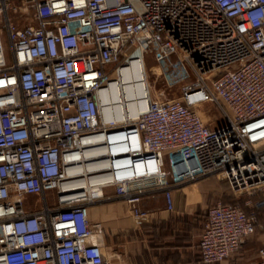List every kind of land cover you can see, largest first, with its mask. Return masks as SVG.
Wrapping results in <instances>:
<instances>
[{"label": "built area", "instance_id": "2783aa9c", "mask_svg": "<svg viewBox=\"0 0 264 264\" xmlns=\"http://www.w3.org/2000/svg\"><path fill=\"white\" fill-rule=\"evenodd\" d=\"M148 57L195 80L157 96ZM216 175L258 197L208 208L204 264L264 211V0H0V264H112L103 208Z\"/></svg>", "mask_w": 264, "mask_h": 264}, {"label": "crops", "instance_id": "0c3cea01", "mask_svg": "<svg viewBox=\"0 0 264 264\" xmlns=\"http://www.w3.org/2000/svg\"><path fill=\"white\" fill-rule=\"evenodd\" d=\"M226 194V195H225ZM229 198L220 177L156 191L139 203L141 214L123 218L117 207H105L104 245L112 264H204L200 237L209 204ZM231 256L214 264H256L257 259Z\"/></svg>", "mask_w": 264, "mask_h": 264}, {"label": "rangeland", "instance_id": "374dc122", "mask_svg": "<svg viewBox=\"0 0 264 264\" xmlns=\"http://www.w3.org/2000/svg\"><path fill=\"white\" fill-rule=\"evenodd\" d=\"M176 59H177L176 57L173 58V62H174L173 65H167V67H164L165 69L167 68V72L170 74H171L170 70L173 66H175L178 69V72L184 71L186 69L185 65L181 64ZM147 64H148V77L152 87L151 89L152 92L157 96L162 95L163 97H166L168 99L175 97L178 94V91L183 84L195 80L193 77L189 79L185 71L181 75H176V76L172 75V77L168 78L165 75L164 72L165 70L162 68L160 69V67H157L154 60L151 57H148ZM201 111L203 112V119L205 123L211 124L212 126H224L226 124V121L222 119L218 109L213 104L204 105L201 108ZM219 177L223 185L225 186L227 193H230V196L229 198H227L226 201L239 202L241 204L244 203L246 206L245 203L246 200L249 199L255 200L258 197L256 195L250 196L247 193L244 194L236 193L235 190L230 186V183H228L229 181L223 175H220ZM48 195L49 197H51L52 193L49 192ZM42 204L43 203L39 201L37 207L38 208L41 207ZM210 206L211 204H209L208 208ZM260 218L262 221H264V211L260 213ZM246 239L247 240L241 246V249L233 256L243 255L252 260H254L253 257H256L257 259L259 249L264 246V233L263 234L255 233L254 235H251Z\"/></svg>", "mask_w": 264, "mask_h": 264}, {"label": "trees", "instance_id": "16d2710c", "mask_svg": "<svg viewBox=\"0 0 264 264\" xmlns=\"http://www.w3.org/2000/svg\"><path fill=\"white\" fill-rule=\"evenodd\" d=\"M229 183V182H228ZM226 195V194H225ZM227 200V198L224 196L222 199H220V201H222L224 204H226V205H235V204H240L246 211H248V207H246L245 206V204L243 203V204H241V203H239V202H229V201H226ZM217 201H219V200H217ZM216 201V202H217ZM216 202H214V203H216ZM213 203V204H214ZM212 204V205H213ZM259 223H257L256 224V230H255V233H260V234H263L264 233V221H262L261 220V218L259 219ZM254 233V234H255ZM253 234V235H254ZM247 239L245 238L244 240H243V242H242V245L245 243V241H246Z\"/></svg>", "mask_w": 264, "mask_h": 264}]
</instances>
